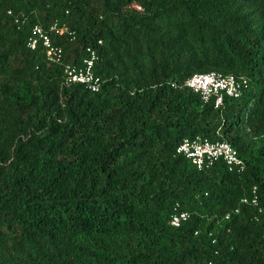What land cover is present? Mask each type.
I'll return each mask as SVG.
<instances>
[{"label":"trees","instance_id":"16d2710c","mask_svg":"<svg viewBox=\"0 0 264 264\" xmlns=\"http://www.w3.org/2000/svg\"><path fill=\"white\" fill-rule=\"evenodd\" d=\"M54 22L60 65L27 47ZM87 47L96 92L63 84ZM211 71L241 95L184 86ZM195 136L244 171L198 170ZM0 264H264V0H0Z\"/></svg>","mask_w":264,"mask_h":264},{"label":"built area","instance_id":"2783aa9c","mask_svg":"<svg viewBox=\"0 0 264 264\" xmlns=\"http://www.w3.org/2000/svg\"><path fill=\"white\" fill-rule=\"evenodd\" d=\"M133 7L138 11L141 10L137 4H133ZM62 34L73 35L68 31L66 24L60 25L58 22H54L47 28L34 25L30 31L27 47L31 50L41 47L48 63L60 65L62 64L63 50L61 46L53 43L52 37ZM96 60V51L87 47L86 56L81 65H63V84H81L92 92L98 91L101 80L94 73ZM245 85L246 80L242 77L237 78L231 74L216 71L193 74L184 83L185 87L198 94L204 102L212 100L215 108L222 104L224 97H239ZM176 153L189 159L198 170L209 168L218 162L223 163L229 172L241 173L245 169V164L237 151L226 141H211L201 136L185 138L177 146ZM241 202L256 204L257 199L255 196L244 197ZM234 212L237 213L238 209H235ZM188 217L189 214L186 211L177 212L172 215L170 224L173 227H179ZM228 217L229 214L225 216V218Z\"/></svg>","mask_w":264,"mask_h":264}]
</instances>
